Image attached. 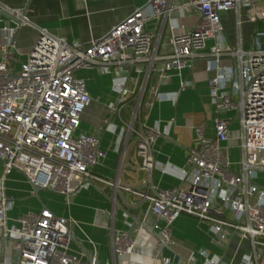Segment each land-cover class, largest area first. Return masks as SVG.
<instances>
[{
	"label": "built area",
	"instance_id": "built-area-1",
	"mask_svg": "<svg viewBox=\"0 0 264 264\" xmlns=\"http://www.w3.org/2000/svg\"><path fill=\"white\" fill-rule=\"evenodd\" d=\"M7 12L21 22L2 27L0 259L4 257L5 264H83L70 252V225L76 224L75 220L45 208L20 216V226L10 228L7 214L14 198L5 192L6 175L18 170L33 186L74 195L90 184L93 167L107 157L97 135L75 134L91 100L86 81L75 75L81 68H98L115 75L113 89L119 96L112 111L120 113L131 99L135 103L129 118H121L120 136L135 134L140 169L154 192L134 191L149 200V210L157 218L154 227L160 237L155 256L162 254L164 245L174 243L172 225L186 214L207 223L217 239L231 231L249 240L252 252L245 254L240 264H264V0H148L86 45L67 42L39 28V36L19 70L11 64L16 34L30 20L24 9L7 8ZM229 12L235 14L238 28L234 46L228 41L222 17ZM175 18L181 21L179 25ZM154 21L156 27L151 30L147 25ZM257 21L263 22V29L254 31L250 46L245 48L243 26ZM166 26L171 51L160 53ZM177 28L182 31L177 32ZM209 41H213L209 70L214 72L209 79L210 96L218 114L231 110L240 113L239 157L234 160L224 145L230 138L229 121L217 116L213 138L205 135L204 123L195 128L198 146L189 149L186 166L180 168L181 184L173 188L154 186L150 183L158 167L154 145L161 132L158 123L151 126L141 119V106L144 102L148 107L156 101L176 102L192 83L182 80L180 90L172 93L161 92L160 86L171 81L172 72L181 77L183 70L202 56ZM224 55L237 63L221 65ZM234 165L239 169L234 170ZM170 169L173 166L165 164L163 171ZM129 225L133 230V224ZM131 231L113 232L114 256L136 252ZM11 248L18 254L17 263L7 256ZM199 252L203 264H226L205 249Z\"/></svg>",
	"mask_w": 264,
	"mask_h": 264
},
{
	"label": "crops",
	"instance_id": "crops-1",
	"mask_svg": "<svg viewBox=\"0 0 264 264\" xmlns=\"http://www.w3.org/2000/svg\"><path fill=\"white\" fill-rule=\"evenodd\" d=\"M147 2L148 0H0V60L4 42L2 27L18 24L10 17L7 8L26 10L30 20V24H23L16 34V49L11 64L19 70L39 36V28H45L67 42L78 41L86 45L91 39L103 36L114 24ZM222 17L228 41L234 46L237 42L235 14L224 13ZM174 22L179 25L181 21L175 18ZM147 27L154 29L156 22L148 23ZM262 29V21L246 22L242 29L243 46L248 48L251 35L255 30ZM176 31L181 32L182 29L177 28ZM169 34L170 30L166 26L158 52L171 51V47L167 45ZM212 44L213 41H209L208 47L201 51L202 56L196 58L190 68L184 69L181 77L172 72L171 81L160 86L161 92L172 93L180 90L182 80L191 82L192 85L180 93L176 102L156 101L151 107L144 102L141 106V119L151 126L158 123L161 132L154 145V158L158 166L150 178V183L154 186L173 188L181 184L180 168L186 166L189 149L198 146L195 128L204 123L205 135L213 138L214 119L217 116L229 121L230 138L224 145L229 148L233 159L239 157L240 113L231 110L218 114L210 96L209 79L214 72L209 70L208 61L211 57L208 54ZM236 63L237 60L229 55L220 59L221 65L233 66ZM75 75L86 81L91 95L75 134L97 135L101 147L107 151V157L93 167L90 184L71 196L49 189L40 190L36 196L34 186L26 176L18 170L11 171L5 180V192L14 198L13 207L7 214L8 226L17 229L20 226V216L28 212H40L45 208L58 216L75 220L77 223L70 225V252L78 255L83 264H91L93 260L95 264H203L200 249L219 256L226 264H240L242 257L252 252L249 240L241 239L231 231L224 238L217 239L207 223L186 214L181 215L172 225L174 243L163 248L161 255L155 256V246L160 237L159 230L154 227L157 218L149 210V200L138 197L134 191L150 195L154 192L146 184L148 176L140 169L135 134L125 135L124 138L120 136L121 118H129L135 103L131 99L120 113L114 112L111 107L117 104L119 96L113 89L115 75L103 73L98 68H81ZM171 120L173 121L170 123ZM165 164H171L173 169L163 171ZM3 171L4 166L0 161V176ZM130 223L134 226L133 230ZM120 230H132L136 239L135 253L113 255L112 234ZM7 256L11 257L13 263H17L18 254L12 248ZM4 260V257L1 258L0 264H5Z\"/></svg>",
	"mask_w": 264,
	"mask_h": 264
},
{
	"label": "rangeland",
	"instance_id": "rangeland-1",
	"mask_svg": "<svg viewBox=\"0 0 264 264\" xmlns=\"http://www.w3.org/2000/svg\"><path fill=\"white\" fill-rule=\"evenodd\" d=\"M235 29H236V34H238V28H237V26H235ZM244 33H245V31H244ZM151 81H152V84H154V83L156 82V79H155V76H154V75L152 76ZM237 159H238V158H236V159H234V160H237ZM233 169H234V170H238V169H239V166H238V165H234V166H233ZM261 184H262V186L264 187V176H263V178H262V180H261Z\"/></svg>",
	"mask_w": 264,
	"mask_h": 264
},
{
	"label": "water",
	"instance_id": "water-1",
	"mask_svg": "<svg viewBox=\"0 0 264 264\" xmlns=\"http://www.w3.org/2000/svg\"><path fill=\"white\" fill-rule=\"evenodd\" d=\"M6 15H7V14H6ZM10 17L13 18V19L15 20V22L18 23V24L21 22V20H19V19H16V18H14V17H12V16H10ZM40 190H42V188L34 186V191H35V195H36V196L39 195V191H40ZM138 223H140L139 220H138ZM165 247H168V245H164V246H163V248H165Z\"/></svg>",
	"mask_w": 264,
	"mask_h": 264
}]
</instances>
